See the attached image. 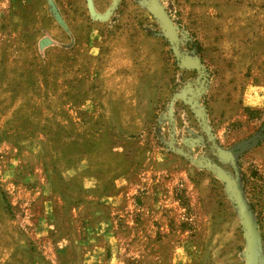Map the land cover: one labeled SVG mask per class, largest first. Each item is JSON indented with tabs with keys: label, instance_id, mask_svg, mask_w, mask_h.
Instances as JSON below:
<instances>
[{
	"label": "rangeland",
	"instance_id": "obj_1",
	"mask_svg": "<svg viewBox=\"0 0 264 264\" xmlns=\"http://www.w3.org/2000/svg\"><path fill=\"white\" fill-rule=\"evenodd\" d=\"M251 172L264 0H0V264H264Z\"/></svg>",
	"mask_w": 264,
	"mask_h": 264
},
{
	"label": "trees",
	"instance_id": "obj_2",
	"mask_svg": "<svg viewBox=\"0 0 264 264\" xmlns=\"http://www.w3.org/2000/svg\"><path fill=\"white\" fill-rule=\"evenodd\" d=\"M262 177L259 176V174L257 172H251L250 174H245L243 173V182L248 186V185H255L252 186L253 188V194L255 195H259V197L261 198L262 196H260L261 194H263L264 192V182L263 183H253L256 182L258 180H260ZM253 183V184H252ZM251 208H253L254 210V205H251Z\"/></svg>",
	"mask_w": 264,
	"mask_h": 264
},
{
	"label": "water",
	"instance_id": "obj_3",
	"mask_svg": "<svg viewBox=\"0 0 264 264\" xmlns=\"http://www.w3.org/2000/svg\"><path fill=\"white\" fill-rule=\"evenodd\" d=\"M242 207L245 209V206L242 204Z\"/></svg>",
	"mask_w": 264,
	"mask_h": 264
}]
</instances>
